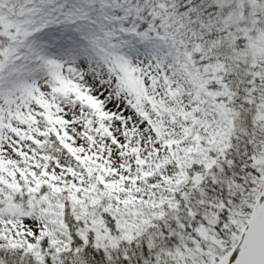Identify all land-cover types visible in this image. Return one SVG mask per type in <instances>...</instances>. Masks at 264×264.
Segmentation results:
<instances>
[{
    "label": "snow or ice",
    "instance_id": "snow-or-ice-1",
    "mask_svg": "<svg viewBox=\"0 0 264 264\" xmlns=\"http://www.w3.org/2000/svg\"><path fill=\"white\" fill-rule=\"evenodd\" d=\"M0 264H264V0H0Z\"/></svg>",
    "mask_w": 264,
    "mask_h": 264
}]
</instances>
